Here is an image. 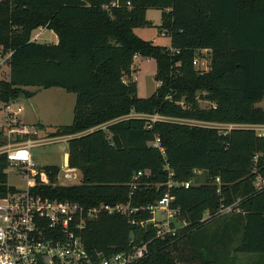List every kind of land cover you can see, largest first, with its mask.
Segmentation results:
<instances>
[{
  "label": "trees",
  "instance_id": "16d2710c",
  "mask_svg": "<svg viewBox=\"0 0 264 264\" xmlns=\"http://www.w3.org/2000/svg\"><path fill=\"white\" fill-rule=\"evenodd\" d=\"M113 1L0 0V47L3 56L10 54L11 69L10 81H0V102L32 97L27 87L76 95L73 123L51 136L72 137L69 162L83 183L38 186L36 193L86 208L125 203L133 174L146 171L150 176L144 182L150 185H141L132 201L144 207L168 192L169 165L176 181L192 182L188 189H171L178 220L187 226L176 236L158 238L151 224L141 227L125 216L102 214L84 231L90 250L116 253L148 242L150 253L138 264H214L202 259L192 233L232 207L225 231L241 234L235 251L264 254V189L255 186L257 175L264 176V136L251 128L221 131L182 122L264 125V105H259L264 103V0H119V7L106 10ZM149 9L163 11L157 28L171 39L170 47L135 33L153 27ZM39 28L55 32L59 42L33 41ZM205 50L211 64L202 73L193 63ZM138 55L157 64L159 85L146 99L131 79ZM200 101L211 107L202 108ZM115 135L122 150L113 143ZM157 138L164 152L153 146ZM9 168L7 154L1 153L0 198L14 191ZM44 169L54 182L60 168ZM206 213L210 218L203 221ZM151 217L146 212L137 219Z\"/></svg>",
  "mask_w": 264,
  "mask_h": 264
},
{
  "label": "built area",
  "instance_id": "2783aa9c",
  "mask_svg": "<svg viewBox=\"0 0 264 264\" xmlns=\"http://www.w3.org/2000/svg\"><path fill=\"white\" fill-rule=\"evenodd\" d=\"M130 4L128 2L127 5ZM119 6L120 1L115 0L105 6V9ZM163 36H166L165 33ZM200 59L198 57L194 60L195 68L202 73L208 72L210 66L203 68ZM11 106L10 103L6 105L8 113L3 126L13 142L4 153L7 154L10 167L15 168L17 175L24 181L25 187L14 188V191L0 198V264H138L149 255L148 242L135 245L129 251L116 253L90 250L84 241V231L90 222L98 220L102 214L125 216L132 224L141 227L151 224L157 228L158 238L170 234L176 236L180 229L187 226L186 222L178 220L180 210L173 207L175 196L171 194V189L174 187L188 189L192 182L176 181L169 165L165 168L169 179L166 184L168 192L159 201L144 207H135L132 201L141 185H150L144 182L145 177L150 176L146 171L133 174L129 183V200L125 203L101 204L86 208L79 203L54 200L36 193L35 188L38 186L61 185L57 178L62 172L67 179H73L78 169L67 163L60 168L54 182L45 169H38L31 150L36 145L45 144V140L41 138L42 131L37 126L23 124L19 118L23 108L18 106L14 111ZM138 116L152 122L172 121L159 115ZM196 123L208 126L206 123ZM250 127L258 130L260 136H264V125ZM153 146L164 152L159 138ZM257 160L258 156L255 157V163ZM216 181L217 192L220 194L221 180L217 178ZM255 186L258 190L264 189V176L257 175ZM232 211V207L222 208L219 214H228ZM146 212L152 216L150 219H137L138 215ZM158 214L161 215L160 218L157 217Z\"/></svg>",
  "mask_w": 264,
  "mask_h": 264
},
{
  "label": "rangeland",
  "instance_id": "374dc122",
  "mask_svg": "<svg viewBox=\"0 0 264 264\" xmlns=\"http://www.w3.org/2000/svg\"><path fill=\"white\" fill-rule=\"evenodd\" d=\"M162 10L149 9L146 17L153 27L151 28H139L137 30L138 35L142 38H153L157 36L155 41L157 44L167 45L170 42L169 37L160 36L159 29L157 27L162 25ZM55 33L46 29L43 32L42 37L37 41L41 44H54L58 43L55 40ZM10 54H6L4 58L8 60ZM3 58V59H4ZM201 66L208 68L211 63V53L203 51L200 56ZM0 57V78H6V62ZM6 60V61H7ZM157 71L156 61L153 59L145 58L142 56H136L133 74L131 79L137 82L138 96L140 98H149L152 96L159 83L156 81L155 75ZM30 87L29 91H34ZM37 88V87H36ZM35 97L28 99L22 97L16 103L12 104V109L17 110L18 106H23L24 111L19 115L23 124L37 126L41 129V138L48 135V132L53 131L59 126L71 125L74 119V109L76 104V95L69 93L62 88H50L47 90L34 91ZM33 92V93H34ZM38 92V94H37ZM6 105L0 102V154L10 148L13 139H10L4 128L5 118L7 117ZM263 106L264 103L259 104ZM202 108L211 107V103L206 101H200ZM133 117H139L137 114H133ZM187 122V121H185ZM191 124L202 125L196 122H187ZM219 128L221 131H230L235 128L250 129L254 127L238 125L237 127L223 124H207ZM106 126H104L105 128ZM255 130V129H254ZM260 133L258 130L256 131ZM68 151V143L57 142L49 145H36L32 148L31 153L33 161L38 169H44L46 166L62 165L64 154ZM8 183L10 186L16 189H22L25 187L24 181L17 175L16 169L10 167L7 170ZM201 182L204 181L205 175H198ZM58 183L65 186H79L83 183L82 173L77 170L73 179H67L65 173L62 172L58 178ZM224 216L216 218L215 220H209L206 226L201 227L192 233V239L195 246L203 260L214 264H264V254H244L237 253L235 247L238 245L241 234H235L234 232H226V224L229 222L231 216L223 213ZM157 217H161L160 214ZM209 213H206L205 219H209ZM134 238V236H132Z\"/></svg>",
  "mask_w": 264,
  "mask_h": 264
},
{
  "label": "crops",
  "instance_id": "0c3cea01",
  "mask_svg": "<svg viewBox=\"0 0 264 264\" xmlns=\"http://www.w3.org/2000/svg\"><path fill=\"white\" fill-rule=\"evenodd\" d=\"M46 29H44V28H39V29H37V30H35L34 32H33V34H32V40L33 41H38L39 40V38L40 37H42V35H43V32L45 31ZM137 30L138 29H136L135 30V33L138 35V33H137ZM55 33V32H54ZM55 37V40H58V42H59V38H58V36H57V34L55 33V35H54ZM140 38H142L140 35H138ZM160 36H163V34H160ZM165 37H167V36H165ZM157 38H159L158 36H157ZM157 38H156V36H153V38H146V39H144V38H142V39H144V40H147V41H151V42H153L155 45H158V46H163V47H170L171 46V39H170V42H169V44H167V45H162V44H157L155 41L157 40ZM54 44H57V43H54ZM1 47H0V57L3 59L5 56H3V54L1 53ZM139 56V55H138ZM137 56V57H138ZM10 57V56H9ZM9 59V58H8ZM136 59V58H135ZM4 60V62H6V65H5V67H6V71H7V74H6V78H4V79H2V78H0V81H10V76H11V69H10V66H9V63H8V60L6 59V58H4L3 59ZM7 60V61H6ZM135 62V61H134ZM0 68H2V66H0ZM1 70V69H0ZM27 91H29L30 90V87H27V88H25ZM31 89H33L34 91H36V90H38V92H40V91H42V90H47V89H39V88H31ZM34 91H30V92H34ZM38 92H37V94H38ZM34 95H35V92H34ZM32 96V97H30V98H28V99H32V98H34L35 96ZM22 97H25V96H22ZM22 97H20V98H22ZM20 98H18V99H16L15 101H12V102H10V104H14V103H16L17 101H19V99ZM27 98V97H26ZM21 106V105H20ZM22 108H23V110H22V112L24 111V107L23 106H21ZM21 112V113H22ZM20 113V114H21ZM21 120V119H20ZM63 126H65V125H63ZM66 126H68V125H66ZM60 127V126H59ZM53 132H55V129L53 130V131H50V132H48V135L46 136V137H44L43 138V140H45V144H41V145H49V144H55V143H57V142H66V143H68V151L64 154V157H63V164L62 165H52V166H58L59 168H62V167H64L67 163H69L70 164V162H69V140L72 138L71 136H51V134L53 133Z\"/></svg>",
  "mask_w": 264,
  "mask_h": 264
},
{
  "label": "water",
  "instance_id": "95a60500",
  "mask_svg": "<svg viewBox=\"0 0 264 264\" xmlns=\"http://www.w3.org/2000/svg\"><path fill=\"white\" fill-rule=\"evenodd\" d=\"M112 140H113V143H114L115 147L118 150H122L123 149L122 141H121V139H120V137L118 135L113 136Z\"/></svg>",
  "mask_w": 264,
  "mask_h": 264
}]
</instances>
